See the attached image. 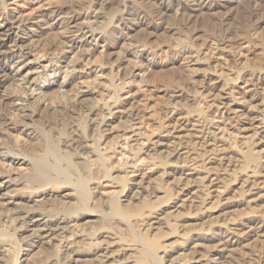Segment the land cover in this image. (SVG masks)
I'll return each mask as SVG.
<instances>
[{"label": "bare ground", "instance_id": "bare-ground-1", "mask_svg": "<svg viewBox=\"0 0 264 264\" xmlns=\"http://www.w3.org/2000/svg\"><path fill=\"white\" fill-rule=\"evenodd\" d=\"M7 1L0 174L19 177L0 193V264H186L210 248L209 264H264V0H46L35 16L34 7ZM183 7L214 30H183ZM165 63L167 82L150 85L146 71ZM189 63L222 81L211 101L193 86ZM89 64L93 71L82 73ZM56 72L61 80H48ZM143 85L148 97L164 93L161 109L173 121L150 119L155 135L142 128ZM222 108L238 112L235 121L226 115L215 125ZM169 139L167 154L158 151ZM102 181L119 188L94 192ZM172 200L175 219L171 206L160 208ZM230 205L245 206L244 217L212 218ZM252 237H262L253 249Z\"/></svg>", "mask_w": 264, "mask_h": 264}, {"label": "rangeland", "instance_id": "rangeland-1", "mask_svg": "<svg viewBox=\"0 0 264 264\" xmlns=\"http://www.w3.org/2000/svg\"><path fill=\"white\" fill-rule=\"evenodd\" d=\"M45 1L46 0H33V1H31V0L30 1L20 0L19 1V4H20L19 6H21V7L23 6L24 8H26V7H28V8L34 7L35 9H34V12H33V14H34L33 16H35L37 13H39V10H40V7L39 6L41 4H43V3H45ZM52 1H58V0H52ZM8 2H9L8 7L11 8V5H10L11 0H8L7 3ZM182 9H186V10H182ZM182 9H181V11L183 12V14L182 13H181L182 15L180 14L181 16H179V19H177V22L178 23L176 22V24L179 27L181 26V28H183V30L185 29L183 26H185L187 23H189V24L186 25V28L190 32H193L196 29H203V30H207L208 32L214 30V23L211 22L210 19H201V18L200 19L199 18L197 19L196 17H193V16L188 15V14H193V13H191L192 11L190 9L184 8V7ZM188 12H190V13H188ZM241 18H242V13L241 14H238L235 17V19H237V20L238 19L241 20ZM233 20H231L228 23H233ZM155 22L159 23L160 20L155 19ZM227 25H229V24H227ZM36 35L37 36L35 38L39 37L41 34L38 33ZM159 40L161 41V38ZM160 41H159V43H160ZM91 46H95V44L92 42V45ZM161 46H162V43H160V47ZM139 51H142L143 54L145 55L146 52H148V49L140 48ZM165 55H166V53H162V57H164ZM216 55L217 54H215V56ZM217 56L219 58H221V59L223 58V55H217ZM237 58H239V60H240V57H237ZM145 59H147V57ZM40 62H41L40 60L34 61V62H30V64H31L30 66L31 67L39 66V63ZM146 62H147L146 60L143 61L142 67H144V65H145ZM189 64L192 65V66H194V68H196L194 74L191 75V80H192L193 86L195 88H197L199 91H201L207 97L206 98L207 101H211L212 100V97H213V94L217 93L218 92V89L221 87L222 81L220 80V78H216L215 75H212V74L207 73V72L205 73V68H206V65L205 64H195V63H189ZM93 66H92V64H89V65L85 66L84 69L82 70V73H87L89 71L92 72L93 71L92 70L93 69ZM170 68L171 67L167 63H165L164 65L159 66V67L153 66L150 70H147L146 71V76L145 77H146L147 82L150 85H162V84L166 83L167 80L170 77L168 75H171V69ZM96 69L98 70L99 68H96ZM34 74H35V71L29 72L26 77L31 78V77L34 76ZM48 80H51V81H56V80L57 81H60L61 78H60L59 72H56L55 74H53L50 78H48ZM237 82H238V86H239L238 88L239 89H242L245 86L241 82V80H238ZM145 88H147V85H143L142 86V89L143 90L140 91L137 94V97H136L139 100V103H140L139 104V107H140L141 113L143 115V118H142V122H143L142 123V128L148 130V132H150V134L155 135V134H157V128L155 127L154 124H150L152 122L151 120H153L155 118L154 119L155 121H157L158 123L160 122L159 124H164V125L165 124H168V123L172 124L173 121L170 122L169 120H167V117L164 116V113L162 112V109H161L162 108V105H163L164 98H165L164 93L163 92L162 93L161 92L160 93L157 92V94L155 96L148 97L147 92L145 91ZM212 92H213V94H211ZM227 92H228V89L226 88V89H224V91L220 92V94L222 96L226 97V96H228ZM236 97L239 98V95H237ZM150 104H152V106H151L150 109H151V112L153 114H152V116H149V117L145 118V116H147L148 114H146V111H145L144 108L146 107V105H150ZM221 111H223L222 114L221 113L219 114L218 112H216V114H215L216 118L213 121L215 123V125L222 126L221 120H222L223 116L225 117L226 115H229L235 121V119H236L235 116H236V113H238V112L229 111V110H226L224 108H222ZM168 128H170V127H168ZM176 131L177 130L172 129V133H174ZM240 138L241 137H238V139H240ZM170 140L171 139H169V142H168V140L167 141L165 140L163 142V146L160 147V148H158V151L162 150V153L163 154H167V152L169 150L164 146V144L166 143V146L169 145L168 147H173V144H172V142H170ZM183 142H184V139H183ZM176 151H178L179 154H182L181 156H184L185 151H186V147L184 145L176 146ZM263 158H264V151H263ZM211 162H213V160H211L210 163ZM149 165L150 164L144 165V167H145L144 170L146 172H150V171H152V170L155 169V167H152L153 165H150V166ZM139 172L140 171L131 172L129 175H130V177H136V175ZM18 174H19L18 173V170H12L11 171V177H8V174L7 173L0 174V187H1L0 193H5L7 190H10L11 188L14 187V185L12 184V181H10L12 179H10V178H14V177L16 178L18 176ZM18 186H21V185H18ZM91 186L92 187H95L94 188V192L103 193L105 196H107L110 191L118 190V188H119V187H117L115 185H111L110 183H107L105 181H102L100 183L93 182L91 184ZM2 187H5L6 189L5 188H2ZM253 192H255V191H253ZM35 196H36V198H40L41 197V194L36 193ZM2 198L3 199H6V197H0V200ZM11 198H14V197H12V195H11ZM250 200L254 201L255 198H250ZM173 202H174L173 200L172 201H169L168 203H165L164 202L163 204L160 205V208L161 207L162 208H167V206H171L168 209H169V211L170 210H173L172 211V214L175 211L174 212V214H175V213H177V211L175 209V208H177V206L172 205ZM177 204L178 203H176V205ZM244 207L245 206H243V205L242 206L230 205V206L215 208L214 210H212V218L213 219H222L223 217H226V218H229V219L230 218L231 219H233V218L234 219L235 218L238 219V218H241V216L244 217V213H245V211H247V209L246 208L244 209ZM174 214L171 215L172 218H173ZM173 219H175V218H173ZM178 222H179L178 224H181L183 227H191L192 220L191 219L180 220V218H179V221ZM164 230H166V229H164ZM263 230H264V227L259 232L262 235V237H264ZM262 237H260V238L262 239ZM260 238L257 239V240H260ZM163 239L167 243H172L175 238H174V236L169 235V236L163 237ZM248 240H249L248 243H249V245L251 244V246H253V244H254L253 242L254 241L257 242L256 238H254V237L249 238ZM254 246L253 247H250V248L253 249V248H255ZM198 249L202 253L206 248L205 247H198ZM209 250L210 251L207 253V255H204V256L200 257V259H197L198 256H199V254H197L196 255L197 257L194 260H192L190 262H187L186 264H209V263H207L208 262L207 261L208 260L207 259V256H208V254L214 253V250L213 249L210 248ZM180 251L181 250L174 251L172 253L171 258H173L174 261L176 259H179L180 257H182L181 256V253L182 252H180ZM220 261H224V260H221L220 259ZM221 263H224V262H220L219 263V261H218V264H221Z\"/></svg>", "mask_w": 264, "mask_h": 264}]
</instances>
